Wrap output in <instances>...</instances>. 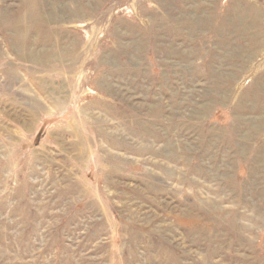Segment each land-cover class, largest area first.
Masks as SVG:
<instances>
[{
  "label": "rangeland",
  "instance_id": "1",
  "mask_svg": "<svg viewBox=\"0 0 264 264\" xmlns=\"http://www.w3.org/2000/svg\"><path fill=\"white\" fill-rule=\"evenodd\" d=\"M0 264H264V0H0Z\"/></svg>",
  "mask_w": 264,
  "mask_h": 264
},
{
  "label": "bare ground",
  "instance_id": "2",
  "mask_svg": "<svg viewBox=\"0 0 264 264\" xmlns=\"http://www.w3.org/2000/svg\"><path fill=\"white\" fill-rule=\"evenodd\" d=\"M79 26H81V27H82V25L78 24V27H79ZM74 27H75V26H74Z\"/></svg>",
  "mask_w": 264,
  "mask_h": 264
}]
</instances>
